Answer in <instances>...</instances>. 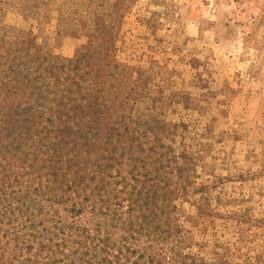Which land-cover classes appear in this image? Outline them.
<instances>
[{
  "label": "rangeland",
  "instance_id": "374dc122",
  "mask_svg": "<svg viewBox=\"0 0 264 264\" xmlns=\"http://www.w3.org/2000/svg\"><path fill=\"white\" fill-rule=\"evenodd\" d=\"M0 103L7 264H264V0H0Z\"/></svg>",
  "mask_w": 264,
  "mask_h": 264
},
{
  "label": "trees",
  "instance_id": "16d2710c",
  "mask_svg": "<svg viewBox=\"0 0 264 264\" xmlns=\"http://www.w3.org/2000/svg\"><path fill=\"white\" fill-rule=\"evenodd\" d=\"M88 55H89V53L88 54H86L84 57H82L81 59H85V58H87L88 57ZM81 59H79L77 62H80L81 61ZM124 78V75L122 74H120L119 75V78H118V80L119 79H123ZM127 80H130L128 77H127ZM136 81V80H135ZM70 93V91H68V94ZM24 98V97H23ZM7 101H8V99H7ZM7 101L5 102V104H4V107H5V109H7L8 108V106H7ZM26 102H28V100H26ZM19 104V103H18ZM0 105H1V103H0ZM127 105V103L126 102H122V106H126ZM21 106V105H20ZM152 117H153V115H147V122H149L150 123V119H152ZM32 119H34L33 117H31ZM32 119L30 120V122L32 121ZM110 121V120H109ZM24 122H29V120H25ZM115 120L112 122V121H110V127H109V130H110V132H111V134H110V137L112 138V136H113V133L114 132H118V128H117V126H121L122 128H124V130L125 131H127V130H129V128L131 127V125H130V122H127L126 121V119H125V117H121V121H120V123L119 124H121V125H116L115 126V124H117V122H115ZM17 123H21V121H19V119L17 118V120H16V122H15V124H17ZM23 123V122H22ZM157 123V122H156ZM35 125V122H32V126H34ZM156 126H158L159 128H158V131H159V134H162V132L164 131V127H167V125L166 124H163V123H158V124H155ZM150 126V125H149ZM157 131V132H158ZM79 132L81 133V137L83 138V137H85V136H87V134H88V132H87V126L86 127H84V128H81V129H79ZM118 134H121V133H117V134H115L114 136V138H119V135ZM131 134L133 135V137L132 138H130L129 139V142H130V145H128V146H126L127 147V150L129 151V152H134V151H136V154H137V156L138 155H140V154H143V153H146V156H149V155H154L156 158H155V161L154 162H151L150 163V161H149V163H147V164H145V166H154V164H158L159 163V161H163V159L165 158V155H158V150L159 149H161L162 148V146L160 145V146H158V143L160 142L159 140L157 141V142H153V143H147V142H143V143H141V144H143V145H146V144H151V147L147 150V151H145V152H143L144 151V148L142 147V145H140V146H135V143H138V142H140L141 141V135H140V133H138V131L137 130H132L131 131ZM154 141H156V140H154ZM110 142H113L112 141V139L110 140ZM111 144V143H110ZM54 152H57V150L56 151H54ZM175 158H174V160L173 161H180V160H183V158L181 157V156H174ZM4 158L3 159H1V161H0V175L2 174V170H1V166H3V162H4ZM143 161H147V160H143ZM159 166H161L162 168H158ZM156 169H155V172L156 173H158V172H160L162 169H165V168H168V169H172V171L174 172V171H176V168H175V166H172L170 163H168V165L165 167L163 164H160ZM11 174H12V172H11ZM22 174V177H23V179H25L26 177H25V175H24V173H21ZM1 178V177H0ZM15 178V177H14ZM10 179V176H7V177H5L1 182L3 183V184H6V183H9V180ZM16 180V179H15ZM120 180H122V178H120ZM125 182V180H122L121 181V183H124ZM30 182L29 181H25L24 182V184L23 185H26V184H29ZM117 184H119V183H116V185ZM10 187L12 186V185H9ZM171 188L172 189H177L176 188V183H174V187H172V185H171ZM42 193H44V191L42 192V191H39V194H42ZM171 193H173V192H171ZM104 204V203H103ZM123 204H124V202H123V200H120V198H118V200L116 201V203H115V208L114 209H121L122 207H123ZM91 209H97V205H92L91 206ZM72 212H74V210L72 211ZM177 229H179V228H176V232H177ZM83 238V240L85 239V240H92V241H96V239H91L90 237H89V235H87V234H85L84 235V237H82ZM105 239V241L106 242H109L110 241V239H109V237L108 236H105L104 237ZM77 239H79L78 237H76L75 239H72L71 241H73V243L75 244V245H77L78 247H83L84 246V244L85 243H81V242H79ZM67 240H70V239H67ZM80 240V239H79ZM9 248H11V249H14V247H12L11 246V244H10V242L8 243V244H1L0 243V264H7L8 262H9V256H11V254L9 253V251L7 250V249H9ZM97 256L95 255V256H93L92 257V259H94V258H96ZM107 259V257L105 258V259H103L102 261H104V260H106ZM189 258H187V257H184V256H181V258H180V256L179 255H175V261H173V264H185V263H187V260H188ZM96 260V259H95ZM101 261V262H102ZM101 262H99V263H101ZM72 264H79L78 262H74V263H72ZM104 264V263H103ZM190 264H206L205 262H199V261H196V260H191V262H190Z\"/></svg>",
  "mask_w": 264,
  "mask_h": 264
}]
</instances>
